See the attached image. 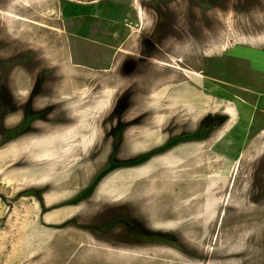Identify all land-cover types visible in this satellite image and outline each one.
I'll return each instance as SVG.
<instances>
[{
  "label": "rangeland",
  "instance_id": "1",
  "mask_svg": "<svg viewBox=\"0 0 264 264\" xmlns=\"http://www.w3.org/2000/svg\"><path fill=\"white\" fill-rule=\"evenodd\" d=\"M0 264H264V0H0Z\"/></svg>",
  "mask_w": 264,
  "mask_h": 264
},
{
  "label": "crops",
  "instance_id": "2",
  "mask_svg": "<svg viewBox=\"0 0 264 264\" xmlns=\"http://www.w3.org/2000/svg\"><path fill=\"white\" fill-rule=\"evenodd\" d=\"M83 7H87V5L86 6H83ZM78 16H83V15H77V17ZM109 31H111V26H109ZM66 40H67L66 44L68 45V50H69L67 52V54H69V57H68V61L65 60L64 63L62 64V66H61V72H63V73L64 72L65 73H80V74L83 73L85 75V77H88L90 79H91V77H94V70H93V68L89 67L88 65H83L81 63L73 62L74 55H73V51H72V45H71V42H70L71 40H69L68 38H66ZM106 47L107 48H105V50H104L105 53L108 52L109 50H112L113 53H115V52L118 51L117 50L118 48L117 49H114V48L110 47V45H107ZM58 48L59 47H57V46L54 47V49H53L54 55H55V53H58V51H59L60 54L61 53L62 54L64 53V50L62 48L61 49H58ZM108 59L110 60V56L108 57ZM83 77L84 76H75L74 77V80L76 79V81H79L75 85L74 84L73 85L70 84L71 82H66V85H69V87L67 89H62V94H59V95H62V96H55V97H59L61 99L65 98L63 100H66V103H69L68 105H70V107L73 106V105H78L79 102L76 103V100L77 99H80L82 103H85L84 104L85 105L84 110L82 112H79L78 113V118H74V119H81V120H83V118H89L88 116H90V118L93 117L92 110L91 109L88 110V104L90 105V103H93V101H94L93 99L90 100V101H88V95L87 96H84V94L87 93L88 85H86V83L83 82ZM102 86L103 85H101V87ZM60 91H61V89H60ZM101 91H102V93H104L106 95V97L109 96V93L107 91H104V90H101ZM106 97H104V99ZM46 98H47V100L49 102L47 101L45 105L53 104L51 102L52 98H49V97H46ZM71 98H73L75 101L72 102L71 101L72 100ZM63 100H61V101H63ZM105 100L107 101V99H105ZM55 103H58V102H55ZM102 103H103V101H102ZM68 108H66V109H68ZM70 110H72V109H70ZM75 115H77V113H75ZM44 124L47 125V126H49L46 123H44ZM64 126H67V124H64ZM67 128L71 129V127H63L62 125L61 126L60 125L54 126L53 124H51L49 126V128L47 129L46 133H44L45 137L43 138V143H44L45 149L47 150L48 149L47 148L48 146L50 148H53L55 146V144H54V141H52V138L54 140L57 139L55 137V135L61 134V133L65 132V129H67Z\"/></svg>",
  "mask_w": 264,
  "mask_h": 264
},
{
  "label": "trees",
  "instance_id": "3",
  "mask_svg": "<svg viewBox=\"0 0 264 264\" xmlns=\"http://www.w3.org/2000/svg\"><path fill=\"white\" fill-rule=\"evenodd\" d=\"M15 132V130H8V133L10 134H13ZM195 136H198V135H195ZM178 139L174 140V141H171L168 143L167 146H172L174 145L175 141H177ZM166 146V147H167ZM155 151L151 152V153H148V154H145L131 162H129L128 164L129 165H136V164H139L143 161H145L150 155H152V153H154ZM123 165L122 163H115V164H110L108 165L103 171L102 173L98 176V178L96 179L95 182H93V184L86 190L84 191L80 196H78V198H76L73 203H77L79 202L80 200H82L83 197H86L88 194H90V192H92V189L94 188V186L98 183V181L103 177L105 176L106 174H108L109 172H111L112 170H114L115 168L119 167Z\"/></svg>",
  "mask_w": 264,
  "mask_h": 264
},
{
  "label": "bare ground",
  "instance_id": "4",
  "mask_svg": "<svg viewBox=\"0 0 264 264\" xmlns=\"http://www.w3.org/2000/svg\"><path fill=\"white\" fill-rule=\"evenodd\" d=\"M17 1H19V0H17ZM31 1H32V0H31ZM6 21H7V19H6ZM214 33H216V32L214 31ZM209 36H210V35H209ZM209 36H208V37H209ZM211 36H212V35H211ZM213 36H214V34H213ZM217 36H218V34H217ZM205 37H207V36H205ZM214 37H215V36H214ZM232 37H233V36H232ZM247 37H248V36H247ZM233 38H234V37H233ZM240 38H242V36H241ZM210 39H212V38L210 37ZM234 39H235V38H234ZM250 39H251V38H250ZM250 39H249V41L252 40V39H251V40H250ZM218 40H219V39H218ZM240 40H241V39H240ZM246 40H247V39H246ZM213 41H214V40H213ZM220 41H221V40H219V42H220ZM223 41H224V40H223ZM223 41H222V42H223ZM233 41H234V40H233ZM242 41H243V40H242ZM254 41H255V39H254ZM257 41H258V39H256V42H257ZM261 41H262V40H261ZM210 42H212V41H210ZM219 42H218V44L221 43V42H220V43H219ZM251 42H253V41H251ZM226 43H227V42H226ZM249 43H250V42H249ZM223 44H224V43H223ZM228 45H229V44H228ZM230 45H232V44H230ZM254 45H255V42H254ZM212 46H214V44H213ZM222 46H223V45H222ZM224 46H225V45H224ZM226 46H227V45H226ZM214 48H215V47H214ZM220 48H221V47H220ZM220 48L218 47V49H220ZM53 49H54V48H53ZM208 50H209V49H208ZM204 51H205V50H204ZM208 54H210V53H208ZM221 55H222V54H221ZM182 58H183V57H182ZM174 60H175V59H173V61H174ZM176 61L180 62L181 60L179 61V59H177ZM181 62H182V61H181ZM179 69H181V68H179ZM123 90H124V89H123ZM228 124H229V123H228ZM244 153H245V152H244ZM243 155H244V154H243ZM244 156H246V154H245ZM244 156H243V157H244ZM237 164H238V163H237ZM212 168H213V167H212ZM235 169H236V168H235ZM234 172H235V171H234Z\"/></svg>",
  "mask_w": 264,
  "mask_h": 264
},
{
  "label": "flooded vegetation",
  "instance_id": "5",
  "mask_svg": "<svg viewBox=\"0 0 264 264\" xmlns=\"http://www.w3.org/2000/svg\"><path fill=\"white\" fill-rule=\"evenodd\" d=\"M80 196V195H79ZM78 198V197H77ZM84 198V197H83Z\"/></svg>",
  "mask_w": 264,
  "mask_h": 264
}]
</instances>
